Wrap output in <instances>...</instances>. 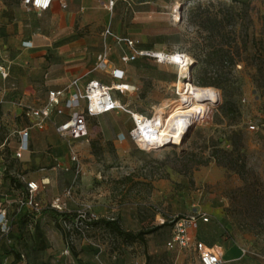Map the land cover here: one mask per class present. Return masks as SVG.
<instances>
[{"label":"rangeland","instance_id":"374dc122","mask_svg":"<svg viewBox=\"0 0 264 264\" xmlns=\"http://www.w3.org/2000/svg\"><path fill=\"white\" fill-rule=\"evenodd\" d=\"M107 28L133 38L138 47L184 53L191 62L185 66L189 77L178 64L153 57L123 63L114 37L104 35ZM27 37L37 39V49L45 52L44 68L57 65L68 73L81 64L92 70L107 44L110 62L124 67L127 80L138 88L121 95L123 102L148 116L161 108L165 118L180 102L183 81L213 87L220 100L208 105L203 121L187 130L181 143L153 149L131 139L112 140L115 130L133 126L122 110L110 113L103 127L91 120L89 141L79 145L82 170L74 200L67 201V217L50 202L71 185L76 164L52 128L35 130L46 136L41 161L35 162L37 153L23 160L9 155L5 177L41 173L51 182L43 184L38 195L43 208L34 213L16 210L19 182L14 189L8 182L1 185L0 206H9L12 229L9 238H0V264H18L16 252L25 254L24 264H176L179 255L178 264H199L192 247H168L174 215L207 216L194 229L199 239L223 249L240 245L245 256L237 264H264V0H119L112 11L97 0H75L74 9L61 8L55 0L41 12L22 0H0V65L10 63L15 77L23 76L22 61L14 56L21 52L20 39ZM72 44L82 48L71 49ZM36 63L27 59L25 65ZM159 64L174 81L155 80ZM10 75L0 74V88L11 87L13 80L19 84ZM90 76L111 83L106 72ZM8 108L0 105V113ZM11 123L19 128L27 121L19 115ZM11 141L12 149L16 135ZM80 207L90 208L98 219L115 218L127 230L155 231L134 242L102 223L83 233L72 219ZM237 255L233 246L224 259Z\"/></svg>","mask_w":264,"mask_h":264},{"label":"built area","instance_id":"2783aa9c","mask_svg":"<svg viewBox=\"0 0 264 264\" xmlns=\"http://www.w3.org/2000/svg\"><path fill=\"white\" fill-rule=\"evenodd\" d=\"M54 1L22 0L24 5L33 7L38 11L50 9ZM60 1L62 6L66 7L65 0ZM117 1L106 0L103 4L109 11H112ZM180 20H184V15ZM104 35L113 36L118 43H124L130 49L129 52H124L120 56L121 61L125 64L133 62L139 57H153L160 62L159 57H155L152 50L138 49L135 40L130 37L116 35L110 28L105 30ZM25 43L28 44L29 42ZM110 55V47L106 44L97 56L95 68L108 71ZM110 73L113 78L118 80L123 79L125 75V72L118 68L111 69ZM0 74L3 78H7L10 72L3 65H0ZM192 81L196 84L194 79ZM72 88L74 89L73 91L71 90ZM114 90L119 91L120 94H125L127 91H135L136 87L125 82L109 85L98 79H91L84 87H81L79 78H74L62 89L49 90L47 100L42 105L34 106L25 104L21 100L16 101V104L22 107L23 114L30 121V125L7 133L3 119L0 117V183L4 170L7 168L8 156L21 160L24 154L31 150V129L42 131L52 125L60 138L70 147V157L76 164L74 179L71 185L65 189L62 196H56L50 202L52 209L65 213L70 212L67 199L73 197L78 185L77 178L82 170V162L78 151L74 148V141L88 138L90 135V119L112 111L122 110L130 115L133 126L127 134H119L118 139L120 141L129 137L143 149H153L162 145V142L165 143V133L162 134L164 128L163 118L157 114L148 116L133 110L129 105L122 103L115 97ZM206 114L207 111L196 117L183 116V119L187 122L189 129L203 121ZM58 116H64V119L58 121ZM14 135H16V143L11 149V139ZM166 136L169 138L167 141H171V136ZM19 178L25 186L19 192L16 210L19 211L25 208L31 212H39L43 205L38 195L43 189L44 183L27 179L25 175H21ZM2 200L4 202V199ZM199 218L204 221L208 220L205 215L172 216L170 219V222H172V237L167 242L168 247L171 249L192 247L198 255L199 264H231V261L224 259V250L218 243L208 245L197 237H191V231L197 227ZM95 219H98V216L88 207H80L73 214V221L76 227L83 233L89 227L86 223ZM162 222L165 223V220L162 219ZM11 229V211L8 205L2 204L0 206V237L8 238ZM18 264H24V254H22V261Z\"/></svg>","mask_w":264,"mask_h":264},{"label":"crops","instance_id":"0c3cea01","mask_svg":"<svg viewBox=\"0 0 264 264\" xmlns=\"http://www.w3.org/2000/svg\"><path fill=\"white\" fill-rule=\"evenodd\" d=\"M105 1L106 0H97L98 4H100V6L102 8L108 10L103 4V2H105ZM118 1H117V3H118ZM155 1H157V0H155ZM65 2H66V7H63L61 4V1H60L61 8L65 9V8H68L69 6L71 9L75 8V0H65ZM81 2L82 3H88V2H90V0H81ZM117 3H116V5H117ZM51 8H52V6H51ZM70 14L72 15V14H74V12L71 11ZM116 35L122 36L120 34H116ZM18 37L19 36H17V38ZM126 37H129V36H126ZM114 40L120 49L119 57L122 55V53L129 52L130 49L124 43H118L115 38H114ZM20 42H21L20 43L21 44V46H20L21 52H19L14 57H15L16 61H17V59L22 61L19 64L23 67V72H22L23 76L15 77L14 76L15 72L13 69L11 70V75H10L11 78H13L15 80L18 79V81H19L18 85L19 86L16 85L17 82L13 80L11 87L0 88V105H8L9 106L7 111L0 113V117H2V119H3L7 133L19 130L20 128L28 127L30 125V121L23 114L22 107H20L18 104H16V101L21 100L25 104H30V105H34V106L42 105L47 100V95H48L49 90H51V89H62L65 86H67L74 78H79V84L81 87H84L87 84V82L91 79H98L95 76H90V74L93 71L106 72L108 74L109 78L111 79V83L109 85H112V84L115 85L118 82H125V83H128L129 85H134L136 87V90L138 89L135 84H133L132 82H129L127 80L126 69L122 66H114L110 62L108 71H104V70H100V69L95 68L97 56L101 51L95 57V63H94V67L92 70L88 69V64H81V65H78L75 67V69H74L75 71L68 73V70L66 68L60 67L57 65H52L49 68H44L43 62H45V58L43 57V55L45 54V52L43 50L37 49V46H39L37 39L32 38V37L21 38ZM25 42H29V43L27 44ZM70 48L71 49L74 48V49L78 50V49H81L82 47L81 46L78 47L77 45L72 44V45H70ZM137 48L141 49L142 47L137 46ZM143 49H147V48H143ZM27 59H29L30 63L35 64V65L37 64L36 61H38L40 63V65L39 66L34 65L33 67H30V65H25L27 63ZM30 59H35V60H30ZM10 62H12V61H10ZM1 65H3V64H1ZM3 66L6 69H8L10 72V68H11L10 63L9 64L7 63ZM115 68L121 69L125 72L123 79L118 80V79L113 78V76L110 73V70L115 69ZM157 70L161 73V75L155 79L159 83L168 84V83H171L172 81L175 80V76L170 74L165 66L159 64V65H157ZM98 80H100V79H98ZM71 90L73 91L74 89L72 88ZM44 91H46V93ZM114 91H116V90H114ZM117 92H119V91H117ZM114 95L122 103H125V102H123V99L121 98V95L125 96V94H120V92H119L118 95L115 93H114ZM135 111H137V110H135ZM113 112L118 113V111H112V112H109L106 114L99 115L97 117L90 119V123H91V120L94 119V120H96V122L101 127H103V123H104L105 118L107 116H109L110 113H113ZM137 112H139V111H137ZM19 115H21L27 121V124L24 126H21L19 128H18V126H16L15 128H12L11 125L12 126H14V125L11 122H15V118ZM63 119H64V116H58L57 117L58 121H61ZM6 122L8 123V125ZM49 127L55 131L54 126L50 125ZM130 128H128L126 130H122V129L115 130V134H113V136H111L112 140L115 143L123 142V140L120 141L118 139L119 134L120 133H126L127 134ZM35 130H37V129H31L30 130L31 150L26 152L21 160H23L25 156L30 158L32 153H37L38 156H34V160H35V162L41 161V157L39 156L38 153H40L41 150H43L44 146L46 145V136L44 135L43 132L42 133L39 132L40 133L39 134L38 132H35ZM37 131H40V130H37ZM89 136L87 139H81V140H75L74 141V148L78 151L79 155L81 154V148L79 147V145L81 143H84V141H89ZM128 139H130V138L128 137L125 140H128ZM61 141L63 144H65L68 147L69 155H70L69 145H67L62 139H61ZM23 166L25 167V165H23ZM42 170H40V171H42ZM21 175H25L27 179L37 180L38 182L44 183V184H49L51 182L50 177L42 176L41 173H37V175H32L31 172H29L28 174H20V175H18V179H17L18 182L20 183L17 190H19V189L21 190V188H24V186H25L24 183L19 178ZM11 178L5 177L4 178V184L6 182H8V184H10ZM76 191H77V189H76ZM76 191H75L73 197L68 198L67 201L74 200ZM41 202H42V200H41ZM191 237L192 238L197 237L195 230L191 231ZM208 245H211V244H208ZM233 246L237 247L238 255L232 259L227 260V261H231V264H237L245 256L244 248L241 247L240 245L230 244V245L226 246L223 249L224 250V256L226 255V252L228 251V249H231V247H233ZM178 262H181L180 255L177 257V263L176 264H178Z\"/></svg>","mask_w":264,"mask_h":264},{"label":"bare ground","instance_id":"6f19581e","mask_svg":"<svg viewBox=\"0 0 264 264\" xmlns=\"http://www.w3.org/2000/svg\"><path fill=\"white\" fill-rule=\"evenodd\" d=\"M155 57H159L160 62L176 63L179 66V70H186L184 77H189V69L185 66L191 64L189 58L184 53H167L164 51L152 50ZM184 86V90L181 93L180 102L173 106L168 112L169 114L163 118V111L161 108L158 110L159 116L163 118L164 128L162 134L165 133V143L162 142V147L167 143L179 144L182 142L184 135L187 133V122L183 119V116L196 117L203 114L208 110V105L213 104L220 100V94L213 87H197L188 81L180 82ZM190 129V128H189ZM188 129V130H189ZM171 136V141H167L168 136ZM162 141V140H160Z\"/></svg>","mask_w":264,"mask_h":264},{"label":"trees","instance_id":"16d2710c","mask_svg":"<svg viewBox=\"0 0 264 264\" xmlns=\"http://www.w3.org/2000/svg\"><path fill=\"white\" fill-rule=\"evenodd\" d=\"M150 50V49H149ZM196 84L197 85H201L203 84L201 81L199 80H195ZM8 163H9V160L7 158V168L4 170V173H3V176H2V181L0 183V187L1 185L4 184V178H5V172L7 171L8 169ZM18 182L17 179H14V178H11L10 179V184H11V187L14 189V185H16ZM23 189V188H21ZM55 212L61 216H68L69 214L65 213V212H60L56 209H54ZM24 212V213H34V212H31L29 211L28 209H25V208H22L20 209L18 212ZM73 219V217H72ZM99 223H102L104 224L105 226L109 227L112 231H114L115 233H119L121 235V237H123L126 241H129V242H134V241H145V236L147 234H151L152 232L155 231V229H147V230H138V231H133V230H127V229H124L123 227H121L118 222L115 221V218H103V219H95V220H91V221H88L86 224L90 227L92 225H95V224H99ZM88 227V228H89ZM157 228V227H156ZM11 233V232H10ZM9 233V235H10ZM9 235H8V238H9ZM1 238V237H0ZM5 238V237H4ZM22 254L24 253H19V252H16V261H19L21 262L22 261ZM147 258L150 259L151 258V255H147ZM24 261H25V254H24Z\"/></svg>","mask_w":264,"mask_h":264}]
</instances>
